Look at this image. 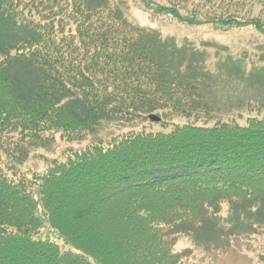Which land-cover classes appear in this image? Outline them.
<instances>
[{
    "label": "trees",
    "instance_id": "16d2710c",
    "mask_svg": "<svg viewBox=\"0 0 264 264\" xmlns=\"http://www.w3.org/2000/svg\"><path fill=\"white\" fill-rule=\"evenodd\" d=\"M132 1L168 22L264 37V0ZM211 46L135 25L116 0H0V264H182L181 235L217 250L264 227V113L213 119L201 77ZM150 114L170 129L17 173L56 133L81 141Z\"/></svg>",
    "mask_w": 264,
    "mask_h": 264
},
{
    "label": "rangeland",
    "instance_id": "374dc122",
    "mask_svg": "<svg viewBox=\"0 0 264 264\" xmlns=\"http://www.w3.org/2000/svg\"><path fill=\"white\" fill-rule=\"evenodd\" d=\"M116 2L121 4L126 17L133 24L156 30L163 38L172 39L178 45L188 43L196 48L205 42L213 44L211 47L202 49L206 51V66L209 69L201 76L206 96L214 107L213 119L235 121L244 125L247 117L264 113V106L258 111V105L264 104L263 36L252 28L219 33L213 32L206 26L187 27L162 18H155L144 11L139 3L132 0H116ZM191 2L189 1V4ZM240 6L241 3L237 6L239 11L242 9ZM251 6L252 4L248 3L243 10H248ZM258 9L259 6H256L253 11L256 12ZM227 55L231 57H225ZM225 58H228L229 68L219 61ZM229 58L234 60L231 61ZM234 62L240 66L241 72L238 73L232 68ZM169 129L170 126L161 127L160 124L151 122L149 119L139 118L131 124L116 120L106 122L96 132L86 134L81 141L66 142L59 132L53 135L54 143L49 147L32 150L30 148L23 165L15 168L17 173H27L29 170L40 171L51 159L60 158L68 150H83L98 141L122 136L132 131H167ZM225 215L226 206L222 207L221 211V216L225 217ZM185 249L190 250V253L182 264H264V227L259 228L253 235L232 237L227 248L217 250L196 247L189 237L181 235L177 237L175 250Z\"/></svg>",
    "mask_w": 264,
    "mask_h": 264
},
{
    "label": "water",
    "instance_id": "95a60500",
    "mask_svg": "<svg viewBox=\"0 0 264 264\" xmlns=\"http://www.w3.org/2000/svg\"><path fill=\"white\" fill-rule=\"evenodd\" d=\"M149 118L152 120V121H159L160 118L155 116V115H150Z\"/></svg>",
    "mask_w": 264,
    "mask_h": 264
}]
</instances>
